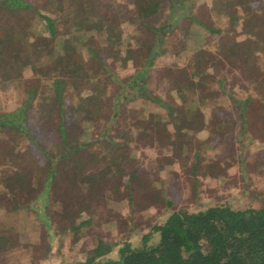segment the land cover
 Segmentation results:
<instances>
[{"label": "trees", "instance_id": "1", "mask_svg": "<svg viewBox=\"0 0 264 264\" xmlns=\"http://www.w3.org/2000/svg\"><path fill=\"white\" fill-rule=\"evenodd\" d=\"M63 1L58 2V11L56 10L57 3H50L42 11L31 1L0 0V13L5 12L6 16L17 15L29 17L30 19L38 16L46 26L45 34L43 31L41 33L34 32V34L31 32L29 36H33V41H28L26 37V43L21 39L19 32L28 30L27 24L25 27L18 29L15 34H10V29L8 33L3 31L0 34V63H6L9 58L11 64L16 62V65L24 69L26 65L32 62L31 49L40 47L41 42L45 39L53 40L54 43L59 41L56 46L58 47L60 43L63 46L62 49L58 50L59 53H56L57 57L53 65H55L56 70H61L66 78L64 77V80L62 75H58L59 78L54 79V85L52 86L55 87V90L51 93L46 94V91L41 93L39 87L30 90L28 82H26L25 85H20L22 89L24 88L26 98L20 102L21 105L17 109L7 110V106L15 102L12 97L14 91H17L16 88L15 90L13 87L11 88L10 84L14 76L17 75L20 78L22 75L19 72H24V70L9 66L8 69H4L3 73L10 76L5 77L3 74L4 78H1L4 83L7 82V90H1V95L11 97L1 99L3 109L0 111V142L5 143L6 146L0 147V154L3 161L7 157L0 171L1 185L7 188L9 192L14 189L18 193V195H14L13 201L19 199V197H24L20 195L24 192L30 193L34 190L38 192L41 185L44 188L42 196L35 198L25 210L31 211L34 208L40 219L52 222L54 220L53 215L47 212L46 206V200L50 201L55 193L52 184L66 179L70 182L73 192H79L81 195L90 192V195H93L99 188L103 187L108 182V178L103 173L116 166L112 159L121 155L118 151L121 143L128 144V140L126 141L128 138L125 134L111 135L114 132L112 127L118 123L120 118L126 122L129 121L127 122L128 126L135 127V132L138 133L136 135L139 137L145 131H149L154 133L157 141H171V144L172 142H180L181 145L185 143L184 139L187 131L184 130V127L195 124L193 118L195 117L197 121L198 117L196 114L192 115L188 123L187 119L181 121L179 117L178 124L174 126L172 118L179 106L170 105L162 97L155 96V92L148 86L149 77L153 73L156 61L165 55L167 56L165 51H170V55H175L181 63H184V66L194 68L195 74L200 73V71L204 73L208 68L204 69L203 65L210 62L212 64L209 67L210 69L225 65L228 68L231 67L229 71L233 75H242V78L244 77V80L247 81V85L256 82L255 88L250 90V94L244 98L234 95L233 90L234 87L235 89L245 87L247 90V86L242 85L241 87V83H229L228 86L231 84L229 88L227 87V78L224 76L216 82L205 85L201 81L197 85L198 88L202 89L208 87L211 91L213 89L211 87L217 83L222 93L226 94L228 101L230 100L229 103L231 102L229 106L236 110L240 120L241 135L238 136L242 145L240 148L248 150L247 147H253L255 141L264 143V114L260 117L262 125L259 127L253 125L249 114V109L252 107L264 110V99L259 100L252 97V92H257L260 97H264V73L257 71V74L253 73L252 77L246 75L248 72L246 67L250 66L249 63L252 58L244 57L245 53L249 51L242 53L240 57L238 55L239 51H244V48L251 43L242 44L244 41L238 39L242 27L246 28V25H243L245 8L242 6L246 7L254 0H216L209 16L207 13L201 17L195 15L193 10L197 0H166L168 14L165 19L161 20V24L156 27L153 24L160 21L159 18L163 8L162 2L165 0H136L143 12L141 20L139 21V17L137 18V22L142 24L138 29L142 31L143 26H146L147 33H152L150 35L153 36V41L150 44H146L141 36L134 39L132 35H125L122 30L118 32L117 25H113L109 20L100 21L93 10L82 11L78 0H65L70 6V14H73L76 19L75 22L83 21L87 29L94 30L97 35L104 38L107 36L103 42L104 47L112 48V55L116 56L117 63L120 66H125L123 69H115L114 61L105 62V58L101 57L98 52V49L102 48L101 45H98L97 51L92 46L95 43L94 36L92 39L89 38L88 41L92 44L89 45L87 51H82L83 55H80V51L76 52V49L80 48L85 42L81 39L82 41H78L79 45H74L71 32L62 30L64 24L60 21L59 13L69 15V12L64 9L65 3ZM84 6L87 7V3H84ZM236 8L243 10L241 15H237L238 10L236 11ZM250 9L247 7L246 12H250ZM86 13L87 15L82 17V14ZM252 15L258 14L253 13ZM219 16L229 21L231 26H228V29L222 31V29L215 26V19H219ZM70 20L71 17L67 19L71 22ZM186 20L190 22L189 26L183 28ZM94 22L98 23L94 24ZM211 22L213 25H211ZM191 24L206 29L213 35L221 34L220 37L228 34L234 35L233 38L226 36L227 40L217 44L213 51L206 49L208 47L206 45V48L199 50L197 56L191 61L186 59L183 53V51H186L188 39L191 37ZM94 25L95 27L90 28ZM259 27H263L262 24ZM81 29L80 26L70 27L72 31ZM253 30L246 31L253 32ZM175 39H177V43H174ZM124 43L126 44L124 45ZM257 43H260V41ZM143 44H146L145 50H143ZM175 45L178 52L175 51ZM260 47L259 52L264 56V43ZM121 49L124 52L122 56L121 51H119ZM52 50L56 52L55 49H50V51ZM138 51H143L142 55L136 54ZM171 51H175L176 54L171 53ZM248 55H251V53L249 52ZM213 60L216 63L215 65L214 62H211ZM252 61L254 60L252 59ZM33 66H35L34 63ZM94 69L96 73H94ZM164 70H167L169 74L175 73L170 67H165ZM178 73L182 75L185 73V69ZM158 79L163 90L167 91L170 85L169 81L166 80L165 83L163 81L165 79ZM86 87L91 88V95L83 98L80 92ZM186 89L185 94L193 93L194 88L187 87ZM185 94H180L183 98V104L190 100L185 97ZM219 95L217 98H219ZM18 102L14 104L17 105ZM214 102L217 101L214 100ZM149 104L160 106L167 111V114L158 115L157 113L148 112ZM107 109L111 111L108 116ZM219 109L217 108L215 112L216 116L219 114ZM126 110H130L134 114L127 115ZM48 111H50L49 114ZM35 112H43L39 119V125H42L40 129L47 133L43 140H40L39 133H35L36 127L34 129L33 120L30 119L34 117ZM200 113L202 114L201 111ZM205 116L202 117L204 123ZM72 119L74 120L72 121ZM105 120L107 122L102 136L94 137L97 132L94 129H91L92 131L88 130L90 128L88 126L92 125L93 122L101 121L104 123ZM139 120L146 122L148 126L145 125L142 128ZM131 121L133 122L130 123ZM215 121L216 119L210 124L206 122L207 126H213ZM154 123L161 125H157L155 128ZM86 125L87 127H85ZM172 125L174 131L170 129ZM188 128L192 131L195 130L194 126ZM87 132L91 133L88 138H86ZM106 138L111 146H114L115 148H113L117 150H112V158L108 154L107 157L100 159L99 163L95 162L96 157L92 150L101 141H105ZM26 141H29L28 146H25ZM204 142L206 143L208 140ZM232 149L236 150L237 147ZM259 149H264V146ZM32 150L40 151L46 167L38 170L33 169L34 163L32 162L23 163V160L29 157ZM226 153H228L226 155H230L233 150L230 151V154L229 151ZM263 153L259 152L260 159L255 162L258 174L253 178V183L252 178L248 180L244 173L246 172L244 168L248 164L247 159L243 157L244 154L241 153L240 158L236 161L240 168L242 166L241 171L244 170L242 173L243 189L240 191L243 193L241 195L251 199L245 206L239 205V207H236L235 199L223 203L213 199V202L201 203L202 206L193 211L183 208L170 210L163 221L153 223L149 231L142 235L137 244L134 245L132 240L112 243L100 241L95 249L90 251L87 259L80 264H264ZM88 156L89 158L91 156L92 159L88 160L86 158ZM201 157L196 154L192 172L200 171L203 160ZM236 162L231 159L224 164L221 160L212 161L210 165L215 164L217 169L206 175L213 180V185L220 184V179L226 174L227 167ZM135 163H137V160L134 158L130 162H127L124 158L122 163L119 164L120 166L118 165L116 173L123 174L126 171H132ZM249 165L251 164L249 163ZM134 171L136 172L135 169ZM108 173L106 172L107 175ZM94 174L100 176L93 179L91 175ZM138 178L140 181H149L145 176L140 177L138 175ZM31 180L36 182L31 183ZM135 180L136 175L133 172L127 178V185L120 187V193H126L130 197V202L126 205V208L132 207L136 203L135 196L138 195L139 185L135 183ZM26 181H28V185ZM198 186L199 183L197 182L196 187L198 188ZM251 187L257 189L252 191ZM147 189H154V186H148ZM108 190L111 193V190ZM160 192L164 199L169 197L168 194H171L163 189ZM165 200H167L170 207H173V203L169 198ZM95 203L97 204L98 201H95ZM92 208L95 211V205ZM14 209L19 208L14 206ZM86 211L88 213L92 212L91 209H86ZM58 213L63 217L61 220L69 221V224H67L69 226L68 232L75 233L76 230L81 229L82 225H73L76 218L74 216L76 215H72V213H75L72 208L67 206ZM91 220H93L92 215L90 221H86L84 224H90ZM58 221L60 222V220ZM111 255L114 256L111 257Z\"/></svg>", "mask_w": 264, "mask_h": 264}, {"label": "rangeland", "instance_id": "2", "mask_svg": "<svg viewBox=\"0 0 264 264\" xmlns=\"http://www.w3.org/2000/svg\"><path fill=\"white\" fill-rule=\"evenodd\" d=\"M27 1L34 3L42 11L50 3H57L56 10L58 11V2L62 0ZM215 1L216 0H197L194 5L195 7L193 8L195 15L201 17L208 13L209 16V13L212 12L211 10ZM63 2L65 3L64 9L69 12V15L66 16L67 14H61L58 12L60 14V21L64 24L62 30L64 32H71V37L73 39V41H71L74 45H79L78 41L84 40L85 42L80 48L76 49V52L80 51V55H83L82 51H87L89 45L92 44L88 41L89 38L92 39L94 36L95 43H93L92 46L96 50L98 45H101L104 52L102 51V48H99L98 52L101 54V57L105 58V62L114 61L115 69H123L125 66H120L117 63L118 59H116V56L112 55V48H108V46L104 47L105 44H103V42L107 36L104 38L97 35L94 30L87 29L83 21L75 22L76 19L73 17V14H70L69 4L66 3L65 0ZM78 2L82 11L93 10L96 12L100 21L109 20L113 25H117L118 32H120L119 30H122L125 35H132L134 39L141 36L146 44L152 43V33H147V28L145 29L146 26H143L142 31L138 29L142 24L137 22V18L139 17L138 19L140 21L143 12L139 8L136 0H78ZM84 3H87L88 6L85 7ZM167 5L168 3L166 0L162 2L163 8L159 18L160 21L153 24L155 27L160 25L161 20L166 18L168 14ZM242 7L245 8L244 12L243 10H239V8H236V11L238 10L237 15H241L242 12L243 14L245 13L243 25H246V28L242 27L238 39L239 41H244L242 44H245L246 42H251L252 44L250 43V45L245 48L243 47L244 51H239L238 55L240 57L241 54L246 51L251 53V55H248L249 52H246L244 57L252 58L254 60L252 61L251 59L249 63L250 66L246 67V69H248L246 75L252 77L253 73H255V75L257 74V71L264 73V56L259 52L261 50L260 45L264 43V0H254V2H250L248 6ZM247 7L248 9L251 8L250 12H246ZM4 13L5 12L0 13V34L3 31L8 33L9 29L11 30L10 34H15L18 29L25 27L27 24L29 27L28 30L19 32L21 39L26 43V37L28 38V41H33V36H29L31 32H33V34L34 32L41 33V31H43L44 34L46 33V26L38 16L30 19L29 17L17 15L6 16ZM87 13L82 14V17L86 16ZM253 13L258 15L253 16ZM70 17L71 22L67 21ZM24 19L26 20L24 21ZM97 23L98 22H94V24ZM189 23L190 22L186 20L183 24V28H187ZM260 24H262L263 27L260 28ZM211 25H213L212 22ZM75 26H80L82 29L79 31L70 30V27ZM191 26L194 27L195 25L191 24ZM215 26L224 31L228 29L227 27L231 26V24L229 21L219 16V19H215ZM92 27H95V25L90 26V28ZM250 29H254L253 32L246 31ZM202 31V34L198 35L196 38L198 39L197 42L188 41V47L186 51H183L186 55V59L193 61L199 50L204 49V47L206 48V45L208 46L206 49H213L220 42L227 40L226 36L233 38L234 35L228 34L220 37L221 34L213 35L208 30L205 31V29ZM101 38L103 39L101 40ZM177 39L174 40V43H177ZM259 41L260 43H257ZM57 43H59V41H55L54 43L53 40L50 41L49 39H45L41 42L40 47H31L32 62L29 65H26L24 69L21 68V66L16 65V62H12L13 64H11L9 58L6 63H0V85L3 82L1 78H4V69H8L10 66L14 69L17 68L18 70H24V72H19L22 75L20 78L15 75L13 80L20 81L23 84L28 82L30 90L34 87H39L41 93L46 91L47 94L54 91L55 87H52L54 85V79L59 78L58 75H62L63 79L65 77L61 73V70H56L55 65H53V62L57 57L56 53H59L58 50L63 47L62 43L57 47ZM125 44L126 43H124V45ZM146 44L142 45V47L144 46L143 50L146 49ZM50 49H55L56 52L53 50L50 51ZM119 51H121L122 56L124 54L123 50L121 49ZM175 51L178 52L176 45ZM175 51H171V53L176 54ZM142 52L143 51H138L136 54L142 55ZM165 52L167 56L165 55L163 58L156 61V65L153 67V73L149 77L150 82L148 83V86L155 92V96L162 97L170 105H174L175 107L179 106L177 111L173 114V125L176 126L178 124L177 120H179V117L181 118V121L187 119L188 123L192 118L188 112L190 109L203 110V114H196L198 117L197 121L195 117L193 118L195 124L191 126H194V131L188 128L191 126L184 127V130L187 131V135L184 139L185 143L181 145L180 142H172L171 144V141H157L154 133H150L149 131H145L144 134L139 137L136 135L138 133L135 132V127L131 128L127 124L129 121L126 122L120 118L118 123L112 127L114 132H112L111 135L118 136L117 133L122 135L125 134L126 138H128L126 139V141L128 140V144L121 143V146L118 149L121 155L112 159L116 163V166L111 167L108 171L103 173L108 178V182H106L103 187L99 188V190L93 195H90L91 192L86 195H81L79 192H73L70 182L66 181V179L52 184L55 193L50 201L46 200L47 212L52 214L54 218L52 222L40 219L37 212L34 211V208L31 211L25 210L35 198L42 196L44 189L42 188V185L39 186L38 192L35 190L30 193L24 192V194H20L24 197H19V199L13 201L14 195H18V193L14 189L9 192L7 188L2 187V180L0 179V264H80L87 259L90 251L94 250L100 241L104 243H112L132 240L134 245L137 244L142 235L149 231L153 223L163 221L166 215L169 214L168 212L170 210L183 208L193 211L201 207V203L207 204L213 202V199L221 203L235 199L236 207H239V205L245 206L248 201H251L249 197L241 195L243 192H240L243 189L242 184L244 182L242 180V173L246 170V172H244L245 176L248 180L252 178L253 183V178L258 174L255 162L260 159L259 152H264V149H259L261 146H264V143L255 141L254 144L256 145L253 144V147L248 146V150L240 148L242 147L239 141L240 138H238V136L241 135L240 120L236 110L229 106V101L226 99L222 101L221 106L220 102L214 103L217 96L222 93L219 84L216 83L213 85L211 91L208 87L202 89L198 88L197 85L201 81L204 82L205 85H207V83L216 82L223 76L227 78L226 82L227 87L229 88L231 85L228 86L229 83H241L242 87L247 81L244 80V77L242 78V75H233L229 71V68L231 69V67L228 68L225 65L210 69L209 67L212 65L210 62L203 65L204 69L208 68L204 73H201L200 71V73L195 74L194 68L184 66V63H181L175 55H170V51ZM211 62H214V60ZM33 63L35 66H33ZM215 64L216 63L214 62V65ZM165 67L172 68L175 73L169 74L167 70H164ZM183 69H185V73H183L184 75L178 73ZM94 73H96L95 69ZM8 76L10 75H5V77ZM158 78L165 79L163 80L165 83L167 82L166 80L169 81L170 85L168 83L169 89L167 91L163 90ZM187 87L194 88L192 94H185ZM242 88L243 89L240 88V90L235 89L234 87L233 94L244 98L250 94L249 91L252 90V85L249 84L247 90L245 87ZM90 89L91 88L86 87L82 90L80 92L81 97L84 98L91 95ZM180 94H185V97L190 99L189 102L183 104V98H181ZM256 94L257 92H252V95ZM203 95L205 98L201 97ZM187 104L190 105V109H188ZM208 105L210 107H220L218 116H216L217 114L215 115L216 121L211 127L207 126V123L210 124V122H213L214 116H208ZM252 108L249 110L251 111ZM2 109L0 100V111H2ZM126 112L127 115L134 114L131 113L130 110H126ZM148 112L153 114L157 113L158 115L167 114L165 109L156 104H149ZM42 113L43 112H35L33 114L34 117L30 118L33 120L34 129L36 127L34 130L35 133H39L40 140H43V137L47 136V133L40 129L42 125H39V119L41 118L40 116ZM49 113L50 111H48V114ZM106 113L108 116L111 111L107 109ZM197 113H199V111H197ZM204 115H206L205 123L202 121ZM253 118L255 119L256 115H254ZM73 120L74 119H72V121ZM106 122V120L104 123L101 121L96 123L93 122L92 125L88 126L90 127L88 130L94 129L95 132H97L94 137L98 138L102 136L105 131ZM132 122L133 121L130 123ZM139 122L142 128L145 125L148 126L146 122H142L141 120H139ZM154 125L156 128L157 125L161 124L154 123ZM173 125L170 126V129H172L171 131H174ZM85 127H87V125ZM90 134V132H87L86 138H88ZM207 140L208 142L205 143L204 141ZM28 145L29 141H26L25 146ZM1 146L5 147L6 144L0 142V147ZM113 147L114 146H111L107 138L105 141H101L92 150L96 157L95 162L107 157L106 155L108 154L109 157L112 158V150H117ZM234 147H237V149H232ZM231 150H233L234 154H230ZM228 151L230 155H226L228 154L226 153ZM241 153L244 154L243 157L246 158L248 162L247 167L242 171V166L240 168L236 162L237 159L240 158ZM196 154L202 156L201 158H203V160L200 165V171L192 172L194 168L193 166L195 165ZM86 158L89 160L91 156L90 158L89 156ZM124 158L127 162L132 161V158H134L137 160V163L132 167V171L117 174L116 170ZM6 159L7 157L3 161L0 154V171L3 168ZM230 159L236 163H231L227 167L226 174L220 179V184L217 183L216 185H213V180L206 174L217 169V166H215V164L210 165V163L215 160H221L224 164L226 161H230ZM23 161V163H34L33 169L39 170L46 167L39 150H32L29 157L25 158ZM249 163L251 165H249ZM106 172H109L108 175ZM133 172L136 175L135 183L139 185V189H137L138 195L135 196V207L132 206L126 208V205L130 202V197L126 193L121 194L120 187H122V185H127V178L133 174ZM138 175L140 177L145 176L149 181H140ZM91 176L95 179L96 176L100 175L94 174ZM87 177H89V175H87ZM35 182L36 181L31 180V183ZM197 182L199 183L198 188L196 187ZM26 184L28 185V181H26ZM148 186H154V189L148 190ZM108 189L111 190V193ZM161 189L171 193L168 194L169 197L165 199L169 198L173 203V207H170L167 204V200L161 196ZM201 189L203 190L201 191ZM250 189H252V187ZM255 189L257 188L253 187L252 191ZM95 201H98V203L96 204ZM94 205L95 211L92 208ZM14 206H18L19 209L15 210ZM67 206L72 208V211L75 212L72 213V215H76L74 216L76 218L73 221V225H82L81 229L76 230L75 233L68 232L69 226H67V224H69V221L66 222L65 220H61L63 217L58 213L63 211ZM86 209H91L92 212L88 213ZM91 215L93 220H91L90 224H84L86 221H90ZM56 219L60 220V222ZM114 255H111V257Z\"/></svg>", "mask_w": 264, "mask_h": 264}, {"label": "crops", "instance_id": "3", "mask_svg": "<svg viewBox=\"0 0 264 264\" xmlns=\"http://www.w3.org/2000/svg\"><path fill=\"white\" fill-rule=\"evenodd\" d=\"M191 29H192V32H191V37L188 39L189 41H191V42H197V40L198 39H196L197 38V36L198 35H201L202 34V30H204V29H202V28H199L198 26H194V27H192L191 26ZM205 31H207L206 29H205ZM205 48V47H204ZM215 48H213V49H211V50H214ZM201 50V49H200ZM185 55V54H184ZM186 56V55H185ZM6 83L7 82H3L2 83V85L0 86V92H1V90H3V91H6L7 90V86H6ZM21 84H23V83H21L20 81H17V80H13L12 82H11V84H10V86H11V88L13 87L14 88V90H15V88L17 89V91L15 92L14 91V93H13V99L15 100V102L14 103H16L17 101H19L18 102V104L17 105H15L14 103H12V104H10L9 106H7V110H9V109H17L20 105H21V101L24 99V98H26L25 97V95H24V93H25V91H24V88L22 89V87L20 86ZM251 84H252V90L255 88V86H256V82L254 83V82H251ZM24 85H25V83H24ZM245 86H248L247 84H245ZM18 87V88H17ZM201 97H204L205 98V96L203 95V96H201ZM252 97L253 98H258L259 100H261V99H264V97H260V94H256V95H252ZM3 98H5V99H7V98H11L10 96H6V97H4L3 95H1V93H0V100L2 99L3 100ZM12 99V100H13ZM228 100V97L226 96V94L225 93H221L220 95H219V98H217V99H215L217 102H220V106H221V104H222V101L223 100ZM202 101H204V100H202ZM230 101V100H229ZM198 103H200V102H198ZM215 103V102H214ZM213 103V104H214ZM212 104V103H211ZM211 104H209V105H211ZM229 104H231V102L229 103ZM208 105V106H209ZM1 106H2V108H3V105H2V102H1ZM187 106H188V109H190V105H188L187 104ZM217 108H220V107H218V106H216V107H210L209 106V108H207V110L209 111V114H208V116L210 117V116H214V118H213V122H214V120H215V112H216V110H217ZM197 111H199V113H197ZM200 111L202 112V114H203V110H201V109H198V110H196V109H190L188 112H189V114H190V116H192V115H195V114H201L200 113ZM250 111V110H249ZM249 114H250V118H251V122L253 123V125L254 126H256V127H259V126H261L262 124H261V121H260V117L264 114V110H262L261 108H252L251 109V111L249 112ZM254 115H256V118L254 119L253 118V116ZM212 120V119H211ZM209 122H210V120H209ZM45 163V162H44Z\"/></svg>", "mask_w": 264, "mask_h": 264}]
</instances>
